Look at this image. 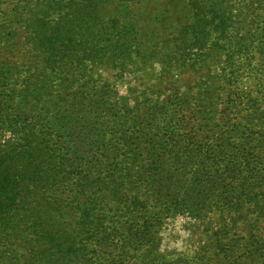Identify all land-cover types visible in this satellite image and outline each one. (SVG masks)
<instances>
[{"label": "trees", "instance_id": "1", "mask_svg": "<svg viewBox=\"0 0 264 264\" xmlns=\"http://www.w3.org/2000/svg\"><path fill=\"white\" fill-rule=\"evenodd\" d=\"M128 1L0 0V264H264L261 99L133 85Z\"/></svg>", "mask_w": 264, "mask_h": 264}, {"label": "rangeland", "instance_id": "2", "mask_svg": "<svg viewBox=\"0 0 264 264\" xmlns=\"http://www.w3.org/2000/svg\"><path fill=\"white\" fill-rule=\"evenodd\" d=\"M126 12L135 20L137 40L148 57L139 71L129 74L133 85L218 94L236 90L227 77L238 72L242 82L236 86L255 93L264 106V0H137L128 1ZM215 20L217 26L207 28ZM129 85L119 83L120 91L126 93ZM163 237V250L174 254L184 253L196 236L185 220L176 219ZM13 243L3 248L20 250Z\"/></svg>", "mask_w": 264, "mask_h": 264}]
</instances>
